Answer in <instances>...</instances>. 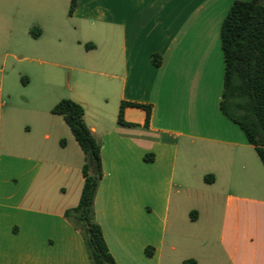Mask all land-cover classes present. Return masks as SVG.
Returning <instances> with one entry per match:
<instances>
[{"label":"crops","instance_id":"crops-1","mask_svg":"<svg viewBox=\"0 0 264 264\" xmlns=\"http://www.w3.org/2000/svg\"><path fill=\"white\" fill-rule=\"evenodd\" d=\"M235 1L251 0H77L72 15L0 0V264H92L65 218L84 154L52 113L63 99L101 143L95 215L116 264H264V164L221 111ZM30 67L46 84L20 99ZM123 103L151 107L148 124L130 106L119 124Z\"/></svg>","mask_w":264,"mask_h":264},{"label":"trees","instance_id":"trees-1","mask_svg":"<svg viewBox=\"0 0 264 264\" xmlns=\"http://www.w3.org/2000/svg\"><path fill=\"white\" fill-rule=\"evenodd\" d=\"M76 7L77 0H71L70 15ZM220 37L225 63L221 111L242 129L264 164V0L235 1L222 23ZM152 62L160 66L161 56L153 55ZM126 106L144 109L148 124L151 107L131 103L121 105L119 124H124ZM52 113L63 117L84 154L81 198L77 207L66 211L65 218L81 234L92 264H116L95 215L103 178L101 143L88 127L80 104L63 99ZM145 160L152 161L153 156H145ZM152 253L153 249H147V255ZM182 264L197 262L189 259Z\"/></svg>","mask_w":264,"mask_h":264},{"label":"rangeland","instance_id":"rangeland-1","mask_svg":"<svg viewBox=\"0 0 264 264\" xmlns=\"http://www.w3.org/2000/svg\"><path fill=\"white\" fill-rule=\"evenodd\" d=\"M70 0H59L58 4L61 8H64V11H67L68 6H69ZM70 31L73 33V26L69 27ZM80 37L77 35L74 36V38ZM30 71V72H29ZM29 71L27 70L25 72L24 78L28 79V83L26 85H23L21 81H19L18 85L20 88V99H22L23 95L30 96L31 98L36 97L37 91H39L40 87L44 86L46 82L44 79L40 78L39 76L35 75L33 70H31V67L29 68ZM67 78V77H66ZM70 84L74 85L75 84V78L74 75L71 73L70 77ZM45 83V84H44ZM66 81L64 80V85ZM63 97H70L71 92L65 90L63 93H61Z\"/></svg>","mask_w":264,"mask_h":264}]
</instances>
